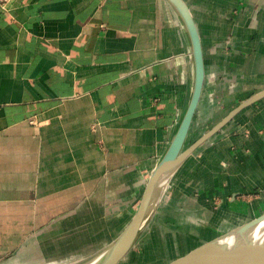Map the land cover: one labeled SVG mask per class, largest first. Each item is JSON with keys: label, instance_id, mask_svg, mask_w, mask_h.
Segmentation results:
<instances>
[{"label": "crops", "instance_id": "0c3cea01", "mask_svg": "<svg viewBox=\"0 0 264 264\" xmlns=\"http://www.w3.org/2000/svg\"><path fill=\"white\" fill-rule=\"evenodd\" d=\"M184 1L205 69L188 148L264 90V0ZM191 79L165 0L0 3V264H88L107 250L171 142ZM260 208L264 98L182 162L132 249L144 264L186 259Z\"/></svg>", "mask_w": 264, "mask_h": 264}, {"label": "water", "instance_id": "95a60500", "mask_svg": "<svg viewBox=\"0 0 264 264\" xmlns=\"http://www.w3.org/2000/svg\"><path fill=\"white\" fill-rule=\"evenodd\" d=\"M167 1H169L178 11L179 15L182 16L181 18H183L184 23L187 29L189 30V34L192 39L193 53L195 55L194 64L196 71L194 89L189 104L185 109L182 118L178 122L175 133L167 147L166 152L164 153L163 157L160 159L158 164L155 166L148 179L135 216L133 217L129 225L124 229V231L118 236V238L109 246V248H107V250H105L99 256L100 258L98 257L99 259L94 264H119L123 260V258H125V256L132 250V248L137 244V241L142 235L143 230L145 228V224H147L146 221L148 218L147 215L149 210V204L152 198L154 197L155 193L157 192L159 186H161L160 184L162 183V179L165 176L167 170L185 160L202 143H204L207 139L213 136L239 112L264 98V90L250 97L249 99L241 103L239 106H237L234 110H232L224 119H222L202 138L197 140L195 143H193L191 146H189L182 152L181 149H183V146L187 140V136L191 128L192 119L199 104L198 102L202 93V86L204 83L205 69L201 40L188 6L183 0ZM263 220L264 215L261 216L259 220H256L248 227L238 232V236H236L238 238V244H236L235 246L236 248L234 261H219L216 264H244L248 262H264V242L253 243L249 242L247 239L244 238L245 234L247 233L246 231H248ZM219 250L220 247L216 246V244H212L209 248L206 249V252L210 251L211 253H215L219 252ZM241 252L243 253V257L237 256V253ZM247 255L251 256V258H247ZM197 256L198 257L195 256L196 258L194 259L193 257L187 260L178 259L170 264H202V259L204 258L203 255ZM191 259H193L194 261ZM90 264L93 263L91 262Z\"/></svg>", "mask_w": 264, "mask_h": 264}, {"label": "bare ground", "instance_id": "6f19581e", "mask_svg": "<svg viewBox=\"0 0 264 264\" xmlns=\"http://www.w3.org/2000/svg\"><path fill=\"white\" fill-rule=\"evenodd\" d=\"M173 9L174 11L176 12L179 20H180V24H181V27L186 35V38H187V41H188V45H189V53H190V58H191V67H192V79H191V85H190V91H189V95H188V99H187V103H186V106L181 114V117L180 119L182 118L184 112H185V109L187 108L188 104H189V101L191 99V96H192V92H193V89H194V83H195V74H196V71H195V64H194V61H195V55L193 53V47H192V39L190 37V34H189V30L187 29L185 23H184V20L183 18H181L182 16L179 15L178 11L175 9V7L167 0H165ZM184 1V0H183ZM185 2V1H184ZM186 4V2H185ZM187 5V4H186ZM190 11V10H189ZM191 13V12H190ZM192 16V15H191ZM193 19V17H192ZM194 21V20H193ZM195 23V22H194ZM196 26V25H195ZM204 79H205V74H204ZM204 84V83H203ZM202 89H203V86H202ZM202 94V93H201ZM201 97V96H200ZM199 103V102H198ZM193 120V119H192ZM192 124V123H191ZM189 135V133H188ZM188 137V136H187ZM186 145V142L183 146V149L182 152L187 148L185 147ZM180 154V153H179ZM184 161V160H183ZM182 161V162H183ZM179 163V164H176L175 166L169 168L165 174V176L163 177L162 179V183L160 184L161 186H159L157 192L155 193L154 197L152 198L150 204H149V210H148V215H147V224H145V228L144 230H146L150 220H151V216H152V213L154 211V208H155V205L158 204L159 202V199L161 198V194L163 193V191L165 190V188H167V186L170 184V181L172 180V178L174 177V175L177 173V170L179 168V166L182 164ZM146 187V186H145ZM145 190V189H144ZM144 193V191H143ZM143 195V194H142ZM142 197V196H141ZM141 200V198H140ZM140 202V201H139ZM137 211V210H136ZM136 214V212H135ZM135 214L133 215V217L135 216ZM132 217V219H133ZM132 219L130 220V222L132 221ZM260 219V218H259ZM259 219H256V220H259ZM255 220V221H256ZM254 221V222H255ZM129 222V223H130ZM129 223L126 225V227L129 225ZM253 223V222H252ZM251 223V224H252ZM250 225V224H249ZM248 225V226H249ZM248 226H245L243 228H241L240 230H238L237 232H234L232 234H230L229 236L223 238L222 240L216 242V246L220 247V250L219 252H215V253H211L210 251L206 252V249L209 248L210 246H208L207 248H205L204 250H202L201 252L189 257V258H186L184 260H187V259H190L193 257L196 258L198 257L197 255H203V263L202 264H213V263H218L219 261H223V262H226L228 260L229 261H234L235 259V246L236 244H238V238L236 236H238V232H240L241 230H243L244 228L248 227ZM125 227V228H126ZM143 230V232H144ZM247 233L245 234L244 238L247 239L249 242H253V243H261V242H264V220L259 222L258 224H256L254 227H252L251 229H249L248 231H246ZM141 237V236H140ZM138 242V241H137ZM113 243V242H112ZM109 248V247H108ZM222 251V252H221ZM227 252V253H226ZM196 256V257H195ZM237 256L239 257H243V253H237ZM100 258V257H99ZM98 257L92 261V263L94 264L98 259ZM247 258H251V256L247 255ZM191 259V260H193ZM194 261V260H193ZM252 261V260H251ZM52 263H55L52 262ZM59 263V262H58ZM91 263V262H90ZM88 263V264H90ZM48 264V263H47ZM244 264H264V262L262 263H259V262H248V263H244Z\"/></svg>", "mask_w": 264, "mask_h": 264}, {"label": "rangeland", "instance_id": "374dc122", "mask_svg": "<svg viewBox=\"0 0 264 264\" xmlns=\"http://www.w3.org/2000/svg\"><path fill=\"white\" fill-rule=\"evenodd\" d=\"M262 88H264V84L263 85H261L260 86V89H262ZM175 176V175H174ZM262 213H264V208H260V210H259V213H257V214H254L253 213V215H248L247 217L248 218H251V219H254L255 217H257V216H259L260 214H262ZM246 219V218H245ZM254 222V221H253ZM252 223V222H251ZM251 223H249V224H251ZM248 224V225H249ZM248 225H246V226H248ZM240 230V229H239ZM238 231V230H237ZM237 231H235V232H237ZM234 233V232H233ZM138 252L137 251V247H135L134 249H132L128 254H127V257L125 258V259H123V263H121V264H144L143 262H144V259L143 258H141V257H143V255L141 256V257H139V255L137 254L136 255V253ZM189 252H191V251H188L185 255H183L179 260H181L183 257L185 258V257H187V256H189ZM127 260V261H126ZM78 261V259L77 260H72V261H69V262H64L63 260H59V261H56L55 263H52V262H54V261H52V262H48V264H80L79 262L78 263H76ZM59 262V263H58Z\"/></svg>", "mask_w": 264, "mask_h": 264}, {"label": "built area", "instance_id": "2783aa9c", "mask_svg": "<svg viewBox=\"0 0 264 264\" xmlns=\"http://www.w3.org/2000/svg\"><path fill=\"white\" fill-rule=\"evenodd\" d=\"M6 0H0V3H4Z\"/></svg>", "mask_w": 264, "mask_h": 264}]
</instances>
